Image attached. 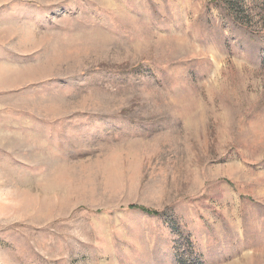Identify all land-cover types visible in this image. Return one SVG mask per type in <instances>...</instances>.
Masks as SVG:
<instances>
[{
    "label": "rangeland",
    "instance_id": "1",
    "mask_svg": "<svg viewBox=\"0 0 264 264\" xmlns=\"http://www.w3.org/2000/svg\"><path fill=\"white\" fill-rule=\"evenodd\" d=\"M0 264H264V0H0Z\"/></svg>",
    "mask_w": 264,
    "mask_h": 264
},
{
    "label": "trees",
    "instance_id": "2",
    "mask_svg": "<svg viewBox=\"0 0 264 264\" xmlns=\"http://www.w3.org/2000/svg\"><path fill=\"white\" fill-rule=\"evenodd\" d=\"M131 207L135 208L136 206H131ZM144 210L149 211V212L154 213V214H158V212L155 210H149V209H144Z\"/></svg>",
    "mask_w": 264,
    "mask_h": 264
}]
</instances>
